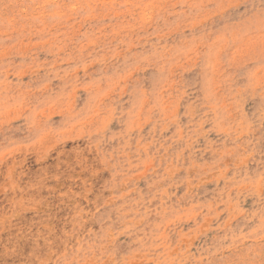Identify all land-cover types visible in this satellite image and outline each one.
Here are the masks:
<instances>
[{"label":"rangeland","instance_id":"obj_1","mask_svg":"<svg viewBox=\"0 0 264 264\" xmlns=\"http://www.w3.org/2000/svg\"><path fill=\"white\" fill-rule=\"evenodd\" d=\"M0 264H264V0H0Z\"/></svg>","mask_w":264,"mask_h":264}]
</instances>
